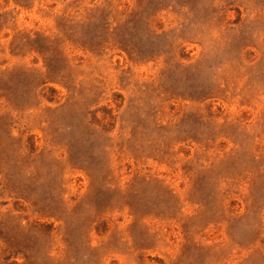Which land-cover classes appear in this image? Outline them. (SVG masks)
I'll return each instance as SVG.
<instances>
[{"label": "rangeland", "instance_id": "1", "mask_svg": "<svg viewBox=\"0 0 264 264\" xmlns=\"http://www.w3.org/2000/svg\"><path fill=\"white\" fill-rule=\"evenodd\" d=\"M0 264H264V0H0Z\"/></svg>", "mask_w": 264, "mask_h": 264}]
</instances>
